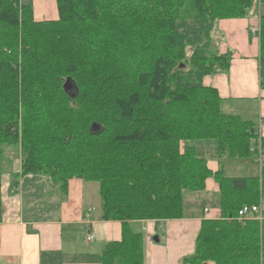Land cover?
Here are the masks:
<instances>
[{
	"label": "trees",
	"instance_id": "16d2710c",
	"mask_svg": "<svg viewBox=\"0 0 264 264\" xmlns=\"http://www.w3.org/2000/svg\"><path fill=\"white\" fill-rule=\"evenodd\" d=\"M262 3L56 0L58 17L36 20L31 4L0 0V158L19 151L15 184L44 175L64 197L73 178L98 182L100 218L121 223L100 264H144V236L129 221L182 218L183 191L208 179L219 216L200 221L180 264H264V215H239L261 201L264 162L258 175L226 176L185 143L214 139L219 158L264 150L255 123L223 113L203 82L232 60L219 51L217 23L252 16L264 79Z\"/></svg>",
	"mask_w": 264,
	"mask_h": 264
},
{
	"label": "crops",
	"instance_id": "0c3cea01",
	"mask_svg": "<svg viewBox=\"0 0 264 264\" xmlns=\"http://www.w3.org/2000/svg\"><path fill=\"white\" fill-rule=\"evenodd\" d=\"M25 3L31 4L36 20L58 17L56 0ZM257 21L252 16L222 19L217 23L219 51H230L232 60L226 73L206 75L203 82L218 90L221 107L223 104L228 107L229 102L236 115L254 122L261 140L264 139V79L258 70ZM262 153L264 150L259 160ZM10 159L16 161L12 166ZM20 164L19 151L10 148L0 158V264H100L103 245L120 238L121 223L100 218L99 205L96 211L88 185L79 178L70 180L65 197L59 185L44 175L20 176L16 185ZM209 167L216 170L219 165ZM206 188L218 191L213 179L207 180ZM261 212L264 215V204ZM208 213L205 207L200 209L199 203L195 209L187 210L183 201L180 219L129 221L130 227L138 224L141 231L151 232L149 235L153 237L152 243L150 236L144 237V264H180L184 257L193 254L200 221L219 216V210L211 216ZM89 233L93 234L91 241L86 240Z\"/></svg>",
	"mask_w": 264,
	"mask_h": 264
},
{
	"label": "rangeland",
	"instance_id": "374dc122",
	"mask_svg": "<svg viewBox=\"0 0 264 264\" xmlns=\"http://www.w3.org/2000/svg\"><path fill=\"white\" fill-rule=\"evenodd\" d=\"M24 2L28 0H23ZM260 12L264 14V3L261 4ZM57 18V17H56ZM44 19V18H42ZM39 19V20H42ZM49 19V18H48ZM258 24V21H257ZM256 30L258 28V25L255 26ZM258 33V30H257ZM228 107L225 106V104L222 105L221 110L225 114H235L233 110L235 108L231 107L229 102L227 103ZM253 108V106H250ZM231 108V109H227ZM255 115H252V118ZM186 144H189L195 148L196 155L199 157H202L206 159L209 166H218L222 168V172L226 176H255L259 174V168L261 162H264V153H262L261 158L259 160L258 156L255 152H251L249 156L244 157H238V156H223L221 158L218 157V145L216 140L214 139H200V140H193L185 142ZM13 151H16L14 148H10ZM17 160L16 158H14ZM14 159L9 160V166H12L16 161ZM15 161V162H14ZM84 181V180H82ZM89 188V197L93 204L95 203L96 211H99L98 205L100 208V196H99V186L98 182L96 181H84ZM183 201L186 205L187 210H193L196 207V204L199 203V207L202 210L203 207H205L207 210H209V215L211 216L212 213L215 212V210H219V193L217 190H212L211 188H206L200 191H193L191 189H185L183 192ZM218 215V214H217ZM215 215V216H217ZM132 229L135 231L140 230L141 227H139L138 224H132ZM146 238L147 236H150L151 232L146 233L144 231H141ZM148 234V235H147ZM147 239V238H146ZM149 241L151 243L153 242V237L150 236ZM101 250V249H100Z\"/></svg>",
	"mask_w": 264,
	"mask_h": 264
},
{
	"label": "built area",
	"instance_id": "2783aa9c",
	"mask_svg": "<svg viewBox=\"0 0 264 264\" xmlns=\"http://www.w3.org/2000/svg\"><path fill=\"white\" fill-rule=\"evenodd\" d=\"M260 200L261 201H260L259 205H243L241 207V209L239 210V215L246 216V215L251 214V213H257V214H259V217H260L261 208L264 204V193L262 194V197ZM92 239H93V234L92 233L87 234L86 240L91 241Z\"/></svg>",
	"mask_w": 264,
	"mask_h": 264
},
{
	"label": "water",
	"instance_id": "95a60500",
	"mask_svg": "<svg viewBox=\"0 0 264 264\" xmlns=\"http://www.w3.org/2000/svg\"><path fill=\"white\" fill-rule=\"evenodd\" d=\"M65 88L67 90H69L71 88V84H70L69 80H66V82H65Z\"/></svg>",
	"mask_w": 264,
	"mask_h": 264
}]
</instances>
